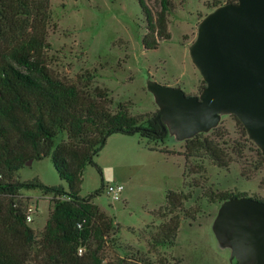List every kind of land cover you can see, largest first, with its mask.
I'll list each match as a JSON object with an SVG mask.
<instances>
[{"label":"rangeland","instance_id":"rangeland-1","mask_svg":"<svg viewBox=\"0 0 264 264\" xmlns=\"http://www.w3.org/2000/svg\"><path fill=\"white\" fill-rule=\"evenodd\" d=\"M229 0H170L168 40L146 50L142 40L146 21L136 0H49L45 58L51 73L90 94L105 91L112 114L119 111L142 120L155 117L161 105L149 90L153 83L179 88L186 96L200 97L205 82L194 65L190 48L203 20ZM151 12L158 0H145ZM217 7V8H218ZM166 139L149 142L138 134H113L82 173L79 196L85 198L103 186L92 200L112 222L100 251L103 261L123 260L140 252L152 261L168 264H253L247 250L234 254L229 220L222 222V203L212 195L245 194L264 200V155L235 115L221 113L218 123L195 134L207 138L225 155L219 167L204 151L185 158L181 130L163 120ZM62 135L57 142L65 141ZM100 169V173L98 172ZM11 182L38 180L49 187L67 184L56 173L51 159L34 161L12 173ZM122 185L120 200L106 194V187ZM181 193L182 207L172 247H149V237L170 215L166 195ZM52 195L21 190L13 198L26 216L33 208L31 248L27 264H42L37 252L53 206ZM8 198L0 196V204ZM229 224V225H228ZM94 247V246H93ZM82 249V254L85 248ZM234 254V255H233Z\"/></svg>","mask_w":264,"mask_h":264},{"label":"trees","instance_id":"trees-1","mask_svg":"<svg viewBox=\"0 0 264 264\" xmlns=\"http://www.w3.org/2000/svg\"><path fill=\"white\" fill-rule=\"evenodd\" d=\"M136 1L146 21L143 46L154 50L159 41L170 37L167 15L171 2L158 0L159 11L154 15L145 0ZM48 2L0 0V196L8 198V203L0 204V264L28 263L32 230L13 202L21 190L54 197L37 249L42 264H168L166 259L152 261L140 252L106 262L100 256L113 226L92 203L103 186L85 198L79 196L85 167L94 165L93 158L113 134H138L149 142L163 143L167 133L154 117L142 120L123 111L110 113L105 91L96 89L90 94L51 73L45 58ZM62 135L66 140L57 142ZM185 150V158L200 150L219 167L227 165L218 147L199 135L185 142ZM48 157L68 190L38 180L11 182L12 173ZM212 196L220 203L246 197L243 193ZM183 199L181 193H167L170 217L149 237L151 249L174 245L180 223L175 211L181 209ZM81 248L85 252L78 255Z\"/></svg>","mask_w":264,"mask_h":264},{"label":"water","instance_id":"water-1","mask_svg":"<svg viewBox=\"0 0 264 264\" xmlns=\"http://www.w3.org/2000/svg\"><path fill=\"white\" fill-rule=\"evenodd\" d=\"M190 56L205 82L201 96L151 84L161 105L154 120L164 129L163 120H172L188 139L215 126L221 113L232 114L264 155V0L216 8L199 26ZM220 211L231 226L234 254L241 259L247 250L253 264H264V202L234 198Z\"/></svg>","mask_w":264,"mask_h":264},{"label":"built area","instance_id":"built-area-1","mask_svg":"<svg viewBox=\"0 0 264 264\" xmlns=\"http://www.w3.org/2000/svg\"><path fill=\"white\" fill-rule=\"evenodd\" d=\"M123 191V187L122 185H110L106 187V194L109 195L111 197L112 200L114 201H118L120 200V195ZM33 208H29L28 209V213L25 216V220L27 222H31L33 219ZM78 255H82V249L78 250Z\"/></svg>","mask_w":264,"mask_h":264}]
</instances>
